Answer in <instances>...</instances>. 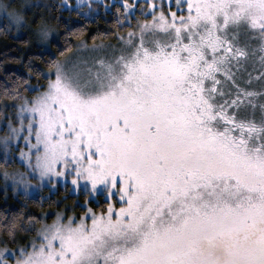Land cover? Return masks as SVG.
Segmentation results:
<instances>
[{"label": "snow or ice", "instance_id": "obj_1", "mask_svg": "<svg viewBox=\"0 0 264 264\" xmlns=\"http://www.w3.org/2000/svg\"><path fill=\"white\" fill-rule=\"evenodd\" d=\"M112 7L127 32L111 54L4 88L16 112L0 146L25 168L13 184L83 211L5 213L0 264H264V0Z\"/></svg>", "mask_w": 264, "mask_h": 264}, {"label": "trees", "instance_id": "obj_2", "mask_svg": "<svg viewBox=\"0 0 264 264\" xmlns=\"http://www.w3.org/2000/svg\"><path fill=\"white\" fill-rule=\"evenodd\" d=\"M139 2L142 3L143 0ZM120 3L121 0H114L108 8L90 17L81 13L78 8L69 7L63 0H0V4H10L33 28L45 24L55 32L49 48H46L33 36L32 32L26 31L19 34L15 23L13 24L7 15L1 13L2 9H0V122L5 113H8L7 111L14 110L6 106L11 105L12 97L4 94V88L15 87V78L22 76L33 86L44 84L46 81L37 75V69L46 72L49 61H58L72 51L78 42L113 40L124 33L127 26L117 31L115 8L112 7ZM137 14H139L138 11ZM69 32L76 34L69 36ZM29 66L32 68L31 72ZM24 95L30 96L33 93L25 92ZM11 166V163H6L0 157V239L5 236L3 231L5 213L8 216L18 213L25 221L27 216L50 221L58 211L76 215L83 211L79 207H73L76 197L68 195V198L64 199L67 193L63 189L50 192L49 187H44L40 193L31 195L15 191L13 188H2L4 181L1 174ZM79 199L82 202L83 197ZM92 207L97 206L93 204ZM39 226V224L36 225V227ZM19 235L33 236L35 232H21ZM8 246L15 247L12 244Z\"/></svg>", "mask_w": 264, "mask_h": 264}, {"label": "rangeland", "instance_id": "obj_3", "mask_svg": "<svg viewBox=\"0 0 264 264\" xmlns=\"http://www.w3.org/2000/svg\"><path fill=\"white\" fill-rule=\"evenodd\" d=\"M112 1H114V0H63V2L66 5L77 6L74 8L80 9L81 13H83L84 15L90 16V17H93L94 15L99 13L100 11H103L104 9H106V7L108 8V6L110 5V3ZM88 4H91L90 9L87 7H84V8L79 7L80 5H88ZM1 13L6 15V13L4 12L3 9L1 10ZM11 22L13 24L15 23L12 20H11ZM44 25L45 24H42L38 28H33L29 23H27V20L24 19L21 26L17 27V32L19 34H21V33H24L26 31H30V32H32L33 36L36 37V39H38L41 43L44 44V46L46 48H49V43H50L51 39H53L55 37V32L52 28H50L48 26L51 29L49 37L47 39L41 38L40 29ZM126 32H127V30H125L124 33L119 34V35H126ZM120 43L121 42L119 41L118 37H116L113 40H97L93 43H88L87 41L82 40L76 44L75 48L72 51H70L68 54L64 55L58 61L67 62L69 64H81V65L92 64L98 57L111 54L112 49L118 48L120 46ZM253 75H255V73H253ZM254 86L258 87V85H254ZM7 112L8 113H5L4 118L0 122V136H3L6 134V126H7L10 119L15 118L16 109L12 110L11 112L10 111H7ZM13 143H15V141H13ZM0 157L2 159H4V161L7 160V163L9 162L12 164L11 167H9L8 169L5 170L6 172H8L10 174L7 179L3 175V173L5 171L2 172V174H1L2 180L4 181L2 188L3 187L6 189L7 188H13L15 191H22V192H25V193H28L31 195L40 193V191L44 188V187H42V188L35 187V184H36L35 180L32 181L33 186L29 187V189L27 191H24L20 187H16L13 184L11 174L25 171L24 166L19 162V159H18L19 150L10 151L8 153V156L5 157L4 149L2 146H0ZM70 214H72V213H70ZM50 221H48V222H50ZM8 247H10V246H8Z\"/></svg>", "mask_w": 264, "mask_h": 264}]
</instances>
